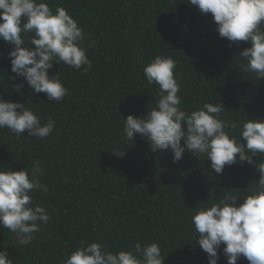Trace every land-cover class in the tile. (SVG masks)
<instances>
[{
    "label": "trees",
    "instance_id": "trees-1",
    "mask_svg": "<svg viewBox=\"0 0 264 264\" xmlns=\"http://www.w3.org/2000/svg\"><path fill=\"white\" fill-rule=\"evenodd\" d=\"M188 2L48 0L53 11L63 6L83 28L81 46L91 61L86 72V66L53 64L49 75L59 74L69 90L59 104L11 72L13 46L0 39V98L26 104L42 124L49 117L55 122L46 138L0 129V166L31 169L38 160L48 191L32 193L33 203L51 217L26 246L0 229V244L7 245L13 264H64L81 241L100 242L114 253L155 242L163 264H208L197 243L193 209L253 189L264 154L257 153L252 162L237 157L217 174L206 155L186 151L173 163L171 149L154 152L146 137L136 134L131 141L123 132L124 118L145 117L159 99L158 86L149 85L143 73L156 56L176 61L182 109L191 112L220 101L225 107L220 118L237 138L247 118L264 119V80L241 64L240 52L250 45L220 37L211 14ZM30 35L22 34L26 45ZM233 122L235 129L228 127ZM113 146L125 155L111 153ZM241 203L238 195L236 205ZM223 247L218 264H227ZM237 264L249 262L242 257Z\"/></svg>",
    "mask_w": 264,
    "mask_h": 264
},
{
    "label": "clouds",
    "instance_id": "clouds-1",
    "mask_svg": "<svg viewBox=\"0 0 264 264\" xmlns=\"http://www.w3.org/2000/svg\"><path fill=\"white\" fill-rule=\"evenodd\" d=\"M190 5L203 14H211L222 38L230 42L245 41L250 47L240 52L244 71L264 80V0H189ZM22 34L28 35L26 45ZM0 39L12 45L9 52L11 72L23 77L32 91L46 93L48 99L59 104L69 90L59 74L49 75L58 61L76 70L91 68L88 49L82 47L83 28L63 6L55 11L48 0H0ZM35 46V47H33ZM246 61V63H245ZM57 65V64H56ZM176 61L170 56H156L143 69L149 85L158 86L159 99L143 118L128 115L123 132L131 140L136 134L146 137L151 150L171 149L173 163L187 151L206 155L212 170L222 174L225 166L239 161L252 162L257 153L264 154V119H246L240 137L226 131L220 118L222 103H205L189 112L182 109L178 95L180 85L175 78ZM49 117L42 124L41 117L26 104L0 98V129H8L17 136L46 138L54 129ZM237 128L233 122L230 126ZM183 139V145L181 141ZM241 140L243 142H241ZM111 153L123 157L125 151L113 146ZM248 153H251L249 155ZM196 156V155H195ZM260 178L253 189L238 193L243 203L236 205L238 195H224L194 208L192 224L198 233L197 243L208 256V264H218V252L223 244L227 264H237L246 258L249 264H264V163L258 167ZM44 175L39 161L18 171L0 166V229L15 234L16 245H30L40 225L51 219L46 208L34 205L35 192L48 191L41 183ZM0 264H13L7 245L0 244ZM165 258L158 243L141 247L136 243L131 251L111 252L100 242L85 244L73 250L64 264H163Z\"/></svg>",
    "mask_w": 264,
    "mask_h": 264
}]
</instances>
